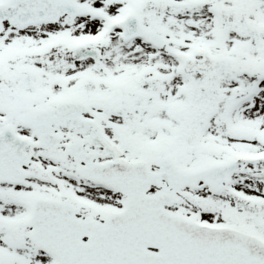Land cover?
Instances as JSON below:
<instances>
[{"label": "snow or ice", "instance_id": "6c2138e0", "mask_svg": "<svg viewBox=\"0 0 264 264\" xmlns=\"http://www.w3.org/2000/svg\"><path fill=\"white\" fill-rule=\"evenodd\" d=\"M0 264H264V0H0Z\"/></svg>", "mask_w": 264, "mask_h": 264}]
</instances>
